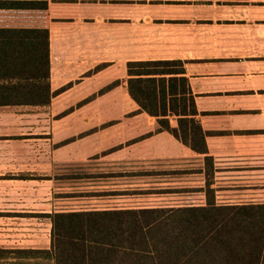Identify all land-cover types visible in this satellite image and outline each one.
Returning <instances> with one entry per match:
<instances>
[{"label":"crops","instance_id":"0c3cea01","mask_svg":"<svg viewBox=\"0 0 264 264\" xmlns=\"http://www.w3.org/2000/svg\"><path fill=\"white\" fill-rule=\"evenodd\" d=\"M30 29L47 31L43 66L16 38ZM154 59L184 62L206 153L130 97L127 63ZM91 160L110 185L58 191ZM211 199L264 202V0H0V264H96L55 213Z\"/></svg>","mask_w":264,"mask_h":264},{"label":"trees","instance_id":"16d2710c","mask_svg":"<svg viewBox=\"0 0 264 264\" xmlns=\"http://www.w3.org/2000/svg\"><path fill=\"white\" fill-rule=\"evenodd\" d=\"M22 54L48 63L46 30H22ZM181 59L127 63V90L139 108L193 151L206 153L205 135ZM173 119L175 124L170 120ZM213 195H211L212 197ZM52 233L76 236L82 259L96 264H263L264 203L73 211L52 216ZM79 235L82 238H79ZM79 253V251H78ZM64 257L77 254L65 252ZM96 255V257H95ZM66 259V258H65ZM104 259V261L102 260ZM92 264V262H91Z\"/></svg>","mask_w":264,"mask_h":264},{"label":"rangeland","instance_id":"374dc122","mask_svg":"<svg viewBox=\"0 0 264 264\" xmlns=\"http://www.w3.org/2000/svg\"><path fill=\"white\" fill-rule=\"evenodd\" d=\"M113 164H110L108 161H95L91 160L83 165H74L72 166V170H69L66 177L68 179H62L58 181V191H64V190H70L73 191V195L75 197H78V195L89 193L88 190L91 189H99V185H110L112 183V179H99L98 176L105 174L104 171H112L111 167ZM106 172V173H108ZM64 178V177H61ZM98 181H105L103 184L97 183ZM108 181V182H107ZM139 182V181H136ZM124 183H127V181H124ZM139 184H142V182H139ZM83 199V198H82ZM81 198H73L72 201H80ZM68 201V200H67ZM259 203V202H256ZM264 203V202H263ZM251 204V203H250ZM264 264V260H263Z\"/></svg>","mask_w":264,"mask_h":264}]
</instances>
